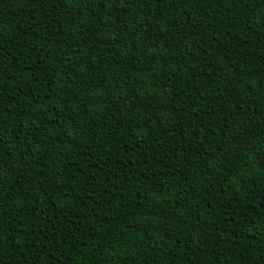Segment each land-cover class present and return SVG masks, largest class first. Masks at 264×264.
Returning a JSON list of instances; mask_svg holds the SVG:
<instances>
[{
  "label": "trees",
  "instance_id": "trees-1",
  "mask_svg": "<svg viewBox=\"0 0 264 264\" xmlns=\"http://www.w3.org/2000/svg\"><path fill=\"white\" fill-rule=\"evenodd\" d=\"M261 152L264 0H0V264H264Z\"/></svg>",
  "mask_w": 264,
  "mask_h": 264
},
{
  "label": "snow or ice",
  "instance_id": "snow-or-ice-1",
  "mask_svg": "<svg viewBox=\"0 0 264 264\" xmlns=\"http://www.w3.org/2000/svg\"><path fill=\"white\" fill-rule=\"evenodd\" d=\"M240 143L241 146L245 148L247 151L252 150L250 146V142L246 138L242 137ZM259 156L261 157V159H264V152L259 153ZM180 187L182 188L183 185H181ZM146 191H148L150 194L152 189H147ZM177 201H181V197L179 195L177 196ZM92 211H95V208H93Z\"/></svg>",
  "mask_w": 264,
  "mask_h": 264
}]
</instances>
